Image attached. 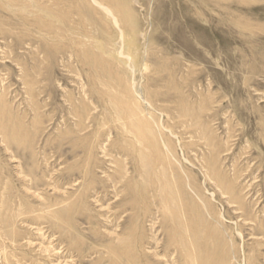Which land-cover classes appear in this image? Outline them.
Instances as JSON below:
<instances>
[{"label": "rangeland", "instance_id": "1", "mask_svg": "<svg viewBox=\"0 0 264 264\" xmlns=\"http://www.w3.org/2000/svg\"><path fill=\"white\" fill-rule=\"evenodd\" d=\"M14 1L22 9L0 0V133L19 138L8 147L0 134V264H190L208 253L213 264H264V0H100L112 15L83 1L66 24L50 2ZM49 19L76 33L85 24L167 133L172 166L147 165L135 134L107 122L117 112L99 93L119 80L77 58L73 33L42 32ZM206 159L230 193L207 177ZM48 210L62 221L33 219ZM181 239L199 246L194 260Z\"/></svg>", "mask_w": 264, "mask_h": 264}, {"label": "bare ground", "instance_id": "2", "mask_svg": "<svg viewBox=\"0 0 264 264\" xmlns=\"http://www.w3.org/2000/svg\"><path fill=\"white\" fill-rule=\"evenodd\" d=\"M10 1V3H9V5L7 4L6 6H9V7H13V8H16L17 9V7L19 8H21L22 9V7L20 6V5H18V2L17 1H14V0H9ZM24 1V0H23ZM50 2L51 3V5H49V7H54L55 9V11L54 12H56L58 15V18L57 19H59V20H61V22H63V23H68L70 20V17L72 16V14L73 13H75L76 15H77V13L78 12H80L81 11V4L82 3H84L83 1H86V3H88L89 4V6H90V8L92 9V10H94V11H96L97 9V7H99L101 10H103V12L104 13H106L107 15H110L111 14V10L109 9V8H107V7H105L104 6V4L100 1V0H79V1H82V2H79V3H75L76 5H74L73 4V6H72V8H74V9H72L70 6H68L67 8V10H66V7H62L61 6V4H60V2L58 3L57 1L58 0H36V2L38 3V4H40V5H42L44 2ZM52 1V2H51ZM108 1H110V3H112V4H114L113 2H114V0H108ZM25 2V1H24ZM49 3V4H50ZM20 4V3H19ZM57 5L59 6V7H57ZM64 6H66V5H64ZM44 7H46V6H44ZM23 11V10H22ZM23 12H27V14H29L30 15V17H32L34 14L32 13V12H30L29 10H25V11H23ZM112 15V14H111ZM76 19V18H75ZM48 21H51V23L50 24H47V25H44V26H42V25H40V29H41V31L42 32H46L47 33V35L48 36H50V35H52V34H55L57 37H60V36H62V35H64V34H59V32L60 31H63V32H65L66 30L70 33V34H74L75 36H76V38H74V37H72L71 38V40H70V42H71V44L73 45V46H71V48H73L74 50H76L75 52H77V58H79V60L80 61H82V63L83 64H86V65H88L89 63L87 62L89 59H91L90 60V64H92V62H93V65H95L96 67H98V66H101V68L104 70V71H107V72H109L111 75H113V77L115 76L118 80H119V82H118V84H119V89H116V88H114V89H111L109 86H105V88H104V91H101V93H99L101 96H103L104 98H108L109 99V102H110V104H111V106H112V110H115L116 112H117V117L116 118H114V122L112 121V120H110V121H107V122H109V123H112V124H115L116 126L117 125H119L120 126V129L122 130V131H124V132H126V133H133V134H135V137H136V143H137V140L141 143V147L139 148L140 149V154H142L143 156H145V157H147V159L145 158V162H146V164L147 165H151V164H153L154 166H156V167H158V166H163L164 167V169H166L165 167H167V166H172V158H173V153L174 152H172V149H171V145H169L168 143H166L165 142V140H164V136L167 134H165L164 136H163V134H162V130H160L159 129V127H158V125H157V123H156V121H155V119L152 117V116H149V114L147 115V114H144V115H142V113L138 110V103H137V98H136V95L138 96V97H140L138 94H137V92H136V95H135V91H134V87L135 86H133V87H131L130 85H129V81H127V78L128 77H125L122 73H118L117 71H115L116 70V68H115V60H110V58H108V57H105L104 56V54L105 53H102V52H100V50H98L96 47H95V42L91 39V35L89 34V29L85 26V24L82 22V21H79L80 22V24H77V28H79V33L77 32H75V31H73V30H71V28H69L67 25H65V27H61L60 26V28L59 27H57V26H55V23H54V21L53 20H48ZM60 22V23H61ZM117 20L115 21V24H116V26H118L117 25ZM39 24H40V22H39ZM59 25H61V24H59ZM71 26V25H70ZM120 28V26H118V29ZM5 29V28H4ZM120 30V29H119ZM61 33V32H60ZM120 35H121V38H123L124 36H122V34H123V32L120 30ZM72 34V35H73ZM10 35V34H9ZM13 35V34H12ZM65 36V35H64ZM66 37V36H65ZM119 37V36H118ZM65 41H66V39H65ZM119 41V40H118ZM120 42V41H119ZM121 42L123 43V41L121 40ZM124 44H126V43H124ZM117 45H118V42H117ZM114 47V46H113ZM118 47V46H117ZM123 47V46H122ZM68 48H70V47H68ZM99 48V47H98ZM124 48V47H123ZM55 49H57V48H55ZM72 49V52H74V50ZM126 50V49H125ZM81 57H83V59L81 58ZM89 58V59H88ZM120 59V58H119ZM116 63H118L117 61H116ZM126 65V64H125ZM130 65V67H131V64H129ZM134 66V65H133ZM126 67V66H125ZM129 67V68H130ZM133 69H134V67H133ZM132 69V70H133ZM127 71V70H126ZM116 72V73H115ZM134 72V71H133ZM23 74V73H22ZM136 79V78H135ZM133 81V80H132ZM134 83V82H133ZM135 85V84H134ZM137 89V88H136ZM4 90V89H3ZM154 90V89H153ZM34 91V90H33ZM32 91V92H33ZM113 91V92H112ZM85 92V91H84ZM158 92V91H157ZM97 93V92H96ZM147 94H149V96L150 95H152V92H148ZM87 95V94H86ZM88 97V96H87ZM148 97V96H147ZM142 99H144V98H142ZM86 101V100H85ZM145 101V100H144ZM82 102V101H81ZM79 104V103H78ZM89 105V104H88ZM110 106V105H109ZM110 106V107H111ZM85 108V107H84ZM3 105H2V102H1V100H0V130L1 131H3V129H4V126H5V123H4V121H3V119H2V116L4 115V111H3ZM113 112V111H112ZM85 113H86V116H87V113H88V111L86 110L85 111ZM114 113V112H113ZM77 114V116H78V118L82 121L83 119H84V117H86L85 116V114L84 115H81L80 113H76ZM106 122V121H105ZM105 122L103 123V124H105ZM111 124V125H112ZM160 124V123H159ZM81 126V125H80ZM106 126H108V125H106ZM81 128V127H80ZM7 129V128H6ZM111 130V129H110ZM109 130V131H110ZM200 132V131H199ZM0 134H2L3 135V132H1ZM172 135V134H171ZM173 136V135H172ZM207 138V137H206ZM18 136L16 137V135H14V134H6V135H3V142H5V143H7V146H8V144H9V146L11 145V144H15V145H19V142H18ZM88 139V138H87ZM111 139V138H110ZM166 139V138H165ZM170 139V138H169ZM129 141V140H128ZM131 141V140H130ZM74 142V141H73ZM204 142V141H203ZM123 143V142H122ZM88 144V143H87ZM108 144V143H107ZM173 144H174V142H173ZM204 145V144H203ZM8 146V147H9ZM21 146V145H20ZM131 146V145H130ZM140 146V145H139ZM210 146V145H209ZM216 146V145H215ZM106 147V146H105ZM143 147H146L147 149H149L150 151H147V150H144L145 148H143ZM137 148H138V146H137ZM213 148H214V146H213ZM10 149V148H9ZM106 149V148H105ZM134 149V148H133ZM211 150H209V151H212L213 149L212 148H210ZM99 150V149H98ZM103 150V149H102ZM136 150H138V149H136ZM106 151V150H105ZM147 152H149V153H147ZM215 152V151H214ZM89 153V152H88ZM91 153V152H90ZM106 153V152H105ZM104 153V154H105ZM177 153V152H176ZM107 155H109L108 153H106ZM139 154V155H140ZM124 156H126V155H124ZM109 157V156H108ZM144 158V157H143ZM107 159V158H106ZM109 159V158H108ZM121 159V158H120ZM141 160V159H140ZM209 159H206V161H205V165H207L206 167H207V172H208V174H207V177L208 178H210L211 180H215L216 181V183L219 185V187L221 188V189H223V190H226L227 189V191H228V193H230V191H231V189H230V186L228 185H226V182L223 180V178L219 175V173H218V171H216V168H215V166H214V162H212L211 160H209ZM113 161V160H112ZM137 161V160H136ZM174 161H176V159L174 160ZM100 162V161H99ZM177 162V161H176ZM180 162H181V160H180ZM91 163V162H90ZM115 163V162H114ZM140 163V162H139ZM142 163V162H141ZM89 164V163H88ZM117 166H119V167H121V163L120 162H118V161H116V163H115ZM182 164V163H181ZM183 165V164H182ZM182 165H180V166H182ZM204 165V166H205ZM111 166H112V164H111ZM89 167V166H88ZM87 167V168H88ZM116 167V166H115ZM148 168H150V167H148ZM184 168V167H183ZM146 169V168H145ZM201 169H202V167H201ZM85 171H87L86 169H84ZM128 170V169H127ZM151 170V169H150ZM160 170V169H159ZM172 170V169H171ZM170 170V171H171ZM177 170V169H176ZM84 171V172H85ZM144 171V170H143ZM146 171V170H145ZM155 171V170H154ZM162 171H163V168H162ZM166 171V170H165ZM23 172V171H22ZM172 172V171H171ZM173 172H174V170H173ZM205 172V171H204ZM167 173V172H166ZM191 173V172H190ZM203 173V172H202ZM23 174V173H22ZM84 174V173H83ZM155 174V173H154ZM158 174V173H157ZM176 173H174V175H175ZM187 174H188V172H187ZM156 175V174H155ZM160 175V174H159ZM170 175V174H169ZM172 175V174H171ZM164 176H167V175H164ZM187 176V175H186ZM126 178V177H125ZM127 178H128V176H127ZM167 178V177H166ZM175 178V177H174ZM173 178V179H174ZM178 178V177H177ZM188 178V177H187ZM206 178V177H205ZM1 179V178H0ZM159 179V178H158ZM165 179V178H164ZM151 180V179H150ZM189 180V179H188ZM210 180V181H211ZM122 181V180H121ZM160 181V180H159ZM165 181V180H164ZM177 181V180H176ZM176 181H175V183H176ZM30 182L32 183V184H34L35 183V181L31 178V180H30ZM192 182V181H191ZM174 183V184H175ZM182 183V182H181ZM183 183H184V181H183ZM189 183H190V181H189ZM188 183V184H189ZM205 183V182H204ZM207 183H208V181H207ZM0 184H1V182H0ZM3 184H5V183H3ZM55 184V183H54ZM177 184V183H176ZM186 184V183H185ZM2 185V184H1ZM149 185V184H148ZM187 185V184H186ZM192 185V184H191ZM8 186V185H7ZM34 186H38L37 185V183H35L34 184ZM57 186V185H56ZM173 186V185H172ZM175 186V185H174ZM181 186V185H180ZM183 186H185V185H183ZM196 186V185H195ZM235 186V185H234ZM5 187V186H4ZM50 187V185L49 184H46V188L48 189ZM96 186H94V188H95ZM176 187V186H175ZM191 187V186H190ZM191 188H193V187H191ZM1 189V188H0ZM31 189V188H30ZM98 190H99V188H97ZM176 190H177V188H175ZM179 189V188H178ZM185 189V188H184ZM195 189V188H194ZM5 190V189H4ZM36 190H38V188L36 189ZM92 190V189H91ZM90 190V191H91ZM97 190V191H98ZM181 190V189H180ZM183 190V189H182ZM196 190H197V188H196ZM230 190V191H229ZM6 191V190H5ZM5 191H2V192H4L3 194H1L2 196H1V198H0V211L1 210H4V209H6V206H7V204H6V199H7V192L5 193ZM8 191V190H7ZM44 191H46V190H44ZM189 191V190H188ZM194 191V190H193ZM198 191V190H197ZM18 192V191H17ZM160 192V191H159ZM184 192V191H183ZM117 193V192H116ZM162 193V192H161ZM173 193H174V191H173ZM176 193V192H175ZM178 193H180V192H178ZM35 194L36 195H38V197H41V194L40 193H36L35 192ZM79 194V193H78ZM77 194V195H78ZM99 194V193H98ZM97 194V195H98ZM177 194V193H176ZM198 194V193H197ZM199 194H201V192H199ZM236 194V193H235ZM13 195V194H12ZM93 195V194H92ZM95 195V194H94ZM116 195V194H115ZM185 195V194H184ZM227 195V194H226ZM69 196V195H68ZM83 196V195H82ZM90 196V195H89ZM101 196V195H100ZM118 196V195H117ZM161 196V195H160ZM180 196V195H179ZM196 196V195H195ZM95 197V196H94ZM175 197V196H174ZM199 197V196H198ZM204 197V196H203ZM213 197H214V195H213ZM235 197V196H234ZM57 198V197H56ZM97 198V197H96ZM100 198V197H99ZM162 198V197H161ZM177 198V197H176ZM179 198V197H178ZM16 199H17V196H16ZM59 199V198H58ZM69 199V198H68ZM204 199V198H203ZM237 199V198H236ZM241 199V198H240ZM19 200V199H18ZM52 200V199H51ZM54 200V199H53ZM87 200V199H86ZM97 200V199H96ZM95 200V201H96ZM132 200V199H131ZM162 200H163V198H162ZM202 200V199H201ZM69 201H71V200H69ZM75 201V200H74ZM99 201H100V199H99ZM168 201V200H167ZM229 201V200H228ZM42 202H44L45 204H47L48 203V201L46 200V199H42ZM57 202V201H56ZM88 202V201H87ZM97 202V201H96ZM95 202V203H96ZM127 202V201H126ZM201 202V201H200ZM182 204H183V202H181ZM202 203V202H201ZM57 204V203H56ZM70 204H72V203H70ZM126 204V203H125ZM146 204V203H145ZM156 204V203H155ZM164 205V204H163ZM170 205V204H169ZM51 206V205H50ZM71 206V205H70ZM126 206H127V204H126ZM190 207H191V205H189ZM197 206H199V205H197ZM242 206V205H241ZM240 206V207H241ZM8 207V206H7ZM21 207V206H20ZM128 207V206H127ZM165 207V206H164ZM43 208V207H42ZM49 209H51L50 207H48ZM30 209V208H29ZM57 209V208H56ZM164 209V208H163ZM182 209V208H181ZM202 209V208H201ZM15 210V209H14ZM24 210V209H23ZM174 210V209H173ZM206 210V209H205ZM21 211V210H20ZM55 211V210H54ZM160 211V210H159ZM202 211V210H201ZM206 211H208V210H206ZM7 212V211H6ZM43 212V211H42ZM178 212V211H177ZM191 212V211H190ZM200 212V211H199ZM55 213V212H54ZM60 213V212H59ZM172 213H174V212H172ZM15 214V213H14ZM33 214V213H32ZM186 214V213H185ZM4 216V215H3ZM2 216V217H3ZM34 216H36V217H34L33 219H36V220H38V219H42V217H45V218H47V219H50V220H54L55 222L57 221V219L58 220H60V215L58 214V217L57 216H55V215H53L52 213H51V211L50 210H48L47 212H45L44 214H41V217H40V215H34ZM15 217H20V215H19V213H17V215H14V217H13V219H15ZM163 217V216H162ZM189 217V216H188ZM193 217V216H192ZM197 217V216H196ZM57 218V219H56ZM7 219V218H6ZM17 219V218H16ZM13 220V221H17V220ZM129 219V218H128ZM180 219H181V221L183 222V220H184V222L186 221L188 224H185V226L186 227H188L187 228V230H188V233L189 234H194L195 235V230H194V228L192 227L193 225V222H192V220L189 222V220H187V219H185V218H183L182 216L180 217ZM9 220V219H8ZM170 220V219H169ZM6 221V220H5ZM39 221V220H38ZM60 221H62V220H60ZM1 222H2V220H0V232L2 231V227H1ZM153 222V221H152ZM162 222V221H161ZM53 223V222H52ZM128 223V222H127ZM131 223V222H130ZM154 223V222H153ZM168 223H170V222H168ZM256 223V222H255ZM15 224V223H14ZM161 224V223H160ZM177 224V223H176ZM257 224V223H256ZM4 225V224H3ZM127 225V224H126ZM154 225V224H153ZM196 225V224H195ZM157 226V225H156ZM170 226V225H169ZM258 226V225H257ZM262 226H263V224H262ZM14 227H16V226H14ZM54 227V226H53ZM213 227V226H212ZM264 227V226H263ZM197 228V227H196ZM8 230H7V232H9V228H7ZM39 229V228H38ZM171 229V228H170ZM190 229H191V231H190ZM152 230V229H151ZM162 230V229H161ZM186 230V231H187ZM203 230V229H202ZM205 230V229H204ZM153 231V230H152ZM168 231V230H167ZM166 231V232H167ZM172 231H173V229H172ZM171 231V232H172ZM38 232V231H37ZM153 232H156V231H153ZM159 232V231H158ZM161 232V231H160ZM159 232V233H160ZM192 232V233H191ZM205 232V236L207 237L208 235H212V233L210 232V231H204ZM169 233V232H168ZM174 233H176V232H174ZM181 233V232H180ZM197 233V232H196ZM8 234V233H7ZM10 234V233H9ZM12 234V233H11ZM17 234V233H16ZM167 234V233H166ZM172 234V233H171ZM179 234V233H178ZM256 234V233H255ZM15 235V234H14ZM45 235V234H44ZM122 235V234H121ZM144 235V234H143ZM156 235V234H155ZM185 235V234H184ZM184 235H182L183 236V238H184ZM188 235V234H187ZM1 236V235H0ZM10 236V235H9ZM17 236H19V235H17ZM46 236V235H45ZM159 236H160V234H159ZM158 236V237H159ZM172 236V235H171ZM192 235H189V239L191 240V242H192V237H191ZM118 237V236H117ZM180 237V236H179ZM194 237V236H193ZM4 238V237H3ZM6 238V237H5ZM144 238V237H143ZM142 238V239H143ZM186 239H187V236L185 237ZM195 239H196V237H194ZM209 238V237H208ZM19 239V238H18ZM154 239H156V237L154 238ZM171 239V238H170ZM210 239V238H209ZM10 240V239H9ZM172 240V239H171ZM182 240V239H181ZM194 240V239H193ZM261 240V239H260ZM157 241V240H156ZM177 241V240H176ZM113 242V241H112ZM142 242V241H141ZM153 242V241H152ZM182 248L180 247V250H182L183 252H184V254H185V256L188 258V257H191V258H193L192 260H194V257H195V253H197V247L196 246H198V245H196V244H194V243H192V245H190V246H187V243H186V240L185 239H183L182 240ZM195 242V241H194ZM197 242V241H196ZM200 242V241H199ZM9 243V242H8ZM157 243V242H156ZM11 244V243H10ZM9 244V245H10ZM7 245V244H6ZM73 245V244H72ZM161 245V244H160ZM226 245V244H225ZM11 246V245H10ZM15 246V245H14ZM43 246V245H42ZM129 246V245H128ZM138 246V245H137ZM147 246V245H146ZM155 246V245H154ZM153 246V247H154ZM25 247V246H24ZM29 247V246H28ZM152 247V248H153ZM157 247V246H156ZM199 247V246H198ZM209 247V246H208ZM19 248V247H18ZM142 248V247H141ZM147 248H149V247H147ZM173 248V247H172ZM175 248V247H174ZM177 248V247H176ZM206 248V247H205ZM8 249V248H7ZM48 249V248H47ZM156 249V248H155ZM11 250H12V248H11ZM145 250V249H144ZM208 250L209 251H211L210 250V248H208ZM119 251V250H118ZM158 251H160V250H158ZM178 251H179V249H178ZM233 251V250H232ZM14 252V251H13ZM44 252H46V251H44ZM145 252V251H144ZM234 252V251H233ZM177 253V252H176ZM202 253H205L206 254V249L205 250H203L202 251ZM9 254V253H8ZM149 254V253H148ZM2 255H4V254H2ZM49 255V254H48ZM157 256V255H156ZM208 256L209 257H206L207 258V260H204L203 262H200L199 263V259H197L196 258V260H194V262L193 263H190V264H202V263H204V264H213L214 262V259L216 258L214 255H212L211 253H208ZM0 257H2V256H0ZM163 257V256H162ZM185 257V258H186ZM13 258V257H12ZM169 258V257H168ZM171 258V257H170ZM184 258V257H183ZM199 258V257H198ZM1 259H4V256H3V258H1ZM188 259H190V258H188ZM11 260V259H10ZM123 260V259H122ZM215 260H217V259H215ZM221 260V259H220ZM160 261H161V259H160ZM122 262V261H121ZM182 262V261H181ZM190 262V261H189ZM222 262H219V264H221ZM120 264V263H119ZM216 264V263H215Z\"/></svg>", "mask_w": 264, "mask_h": 264}]
</instances>
